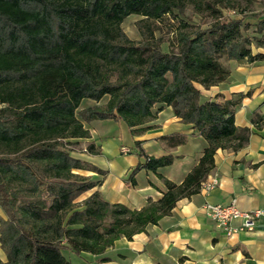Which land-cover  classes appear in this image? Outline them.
<instances>
[{"label": "trees", "instance_id": "1", "mask_svg": "<svg viewBox=\"0 0 264 264\" xmlns=\"http://www.w3.org/2000/svg\"><path fill=\"white\" fill-rule=\"evenodd\" d=\"M254 0H0V264H72L63 254H101L170 214L177 200L199 192L218 148L237 150L250 134L234 123L238 99L206 98L203 89L224 81L231 60L264 59V18L249 35L242 17L223 18L221 7ZM213 21L206 27L182 18L187 5ZM231 4V5H230ZM139 15L138 41L121 27ZM169 26L166 50L155 36ZM107 96L104 105L99 101ZM83 100L98 104L81 109ZM165 106L201 136L206 146L180 183L158 174L165 189L140 209L109 203L81 171H103L72 154L89 137L85 122L122 121L131 136L147 129ZM255 121V120H254ZM258 122V121H255ZM173 132L167 148L184 144ZM140 169L157 172L175 156L147 155ZM132 150V149H131ZM84 151L97 153L93 143Z\"/></svg>", "mask_w": 264, "mask_h": 264}, {"label": "crops", "instance_id": "2", "mask_svg": "<svg viewBox=\"0 0 264 264\" xmlns=\"http://www.w3.org/2000/svg\"><path fill=\"white\" fill-rule=\"evenodd\" d=\"M258 52L264 53V43L252 46V53ZM227 66V78L203 89V95L206 98L218 96L221 101L239 98L234 123L237 127H248L250 134L247 143L237 150L218 148L215 151L214 168L208 176H216L218 185L209 192L199 190L177 200L170 214L161 217L157 224L147 225L131 239H116L101 254L76 255L64 250L70 255L64 256L72 264H264V218L251 231L226 236L202 208L206 202L227 203L236 198L243 210L264 209V59L231 60ZM146 125L150 128L131 136L122 121L104 119L84 123L89 137L78 139L83 143L78 157L103 174L88 170L81 173L92 180H101L96 189L109 203L140 209L149 198L157 200L165 189L158 174L180 183L206 146L205 140L190 124L175 116L170 106L163 107ZM173 132L186 134L187 140L167 148L159 137ZM123 134H128L130 144L123 142ZM134 141H140L139 147L147 155L156 157L170 153L175 158L172 164L160 167L157 172L140 169L135 174V184L130 186L125 181L127 175L144 161ZM89 143L95 145L97 153L84 151ZM121 145L133 146L131 153L121 154ZM0 217H3L1 208ZM233 224L237 225L238 221ZM0 259H6L1 247Z\"/></svg>", "mask_w": 264, "mask_h": 264}, {"label": "rangeland", "instance_id": "3", "mask_svg": "<svg viewBox=\"0 0 264 264\" xmlns=\"http://www.w3.org/2000/svg\"><path fill=\"white\" fill-rule=\"evenodd\" d=\"M231 5V4H230ZM222 17L223 18H231V17H242L244 23L248 25L247 33L249 35H256L259 36L256 32L257 22L264 18V0H254L253 3L250 5H245V3H234V6H226L221 7ZM141 18L139 15H129L127 16L123 22L121 23V27L125 34L133 40L138 41L140 39L139 32L137 30V21ZM182 18L186 20L191 25H197L201 24L202 27L208 26L210 23H212L213 18L207 13L203 12V14L197 13L192 5H187V7L184 10V13L182 15ZM169 26L159 25L155 30V36L161 40V48L163 50H166L168 47V43L172 39L171 32H169ZM107 100V96L103 97L100 101V105H104L105 101ZM94 105L92 100H84L81 103V109L86 108L88 106ZM122 140L125 142V144H130L128 134L122 135ZM130 149H133V146H128ZM72 154L75 156L81 155V152L83 150V143L82 142H75L71 145ZM132 151V150H131ZM131 153V152H130ZM63 254L66 256H70L68 252L63 251ZM72 257V255H71Z\"/></svg>", "mask_w": 264, "mask_h": 264}, {"label": "built area", "instance_id": "4", "mask_svg": "<svg viewBox=\"0 0 264 264\" xmlns=\"http://www.w3.org/2000/svg\"><path fill=\"white\" fill-rule=\"evenodd\" d=\"M119 151L121 154H128L131 149L121 145ZM218 183L219 180L216 176L207 175L200 184V190L209 192ZM202 208L206 216L213 220L226 236H231L240 231H251L257 226L258 221L264 218V209L243 210L238 206L236 198H232L227 203L211 204L206 202ZM235 221H238L237 225L233 224Z\"/></svg>", "mask_w": 264, "mask_h": 264}]
</instances>
